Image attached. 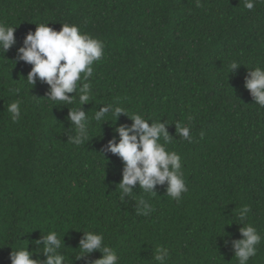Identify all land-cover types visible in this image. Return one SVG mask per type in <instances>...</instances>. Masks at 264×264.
Listing matches in <instances>:
<instances>
[{
	"label": "trees",
	"instance_id": "1",
	"mask_svg": "<svg viewBox=\"0 0 264 264\" xmlns=\"http://www.w3.org/2000/svg\"><path fill=\"white\" fill-rule=\"evenodd\" d=\"M199 2L0 0V22L16 28L13 46L0 49V264H11L12 249L45 264L50 230L62 237L63 264L101 257L98 250L79 256L84 231L102 233L119 264H159L157 246L169 249L167 264H239L233 242L243 239L241 227L264 237V108L245 87L251 71L264 68V4L249 11L245 0ZM41 23L74 24L105 44L85 81L91 99L82 110L91 123L79 146L68 119L79 95L68 94L73 104L47 100L49 85H29L32 66L19 59ZM17 99L13 122L7 108ZM107 104L127 115L92 119ZM132 114L167 122L174 140L166 148L180 154L188 189L179 201L167 181L154 186L155 196L139 181L130 194L119 188L124 165L108 142H118L115 128L131 126ZM177 123L190 128L191 143L177 135ZM141 199L152 205L147 216L137 211ZM244 205L251 211L242 222ZM247 264H264V239Z\"/></svg>",
	"mask_w": 264,
	"mask_h": 264
},
{
	"label": "clouds",
	"instance_id": "2",
	"mask_svg": "<svg viewBox=\"0 0 264 264\" xmlns=\"http://www.w3.org/2000/svg\"><path fill=\"white\" fill-rule=\"evenodd\" d=\"M257 3L264 4V0H245L244 7L251 11ZM196 6L201 7L199 0H196ZM36 25L35 31L27 34L24 46L19 49V59L32 66L26 81L32 87L37 79L49 85L46 99L52 102L73 104L76 96L68 94L75 92L79 95L80 106L69 110L68 114L76 132L75 138L70 141L79 146L88 139L91 123L87 113L82 110V106L91 99V84L85 81L93 75L94 62L104 56L105 44L89 33H82L74 24H61L60 30L50 27L49 23ZM15 30L16 28L0 22V49L6 52L13 46ZM237 65L233 62L230 70ZM245 87L255 98V104L264 108V68L255 67L250 73V79L246 80ZM7 111L11 114L13 122H16L21 115V101L17 99L11 102ZM109 113L115 117L113 123L120 114L127 115L124 108L107 104L100 111H96L92 119L107 122ZM129 118L132 120L131 126L120 125L115 128L118 142L115 136L108 142V151L118 156L124 165L122 180L119 183L122 193L130 194L132 186L139 181L144 192L155 196L152 191L154 186L167 181L168 195L179 201L181 191L185 193L188 189L181 171L180 154L166 148V145L174 140L167 131V122L145 119L142 114H132ZM175 125L177 135L191 143L193 138L190 128L181 126L180 123ZM140 203L143 207L137 209L138 213L147 216L152 211V205L144 199H141ZM250 211L249 205L241 208L239 215L242 222L247 219L246 214ZM84 232L85 238L80 241V257L98 250L101 257L95 264H119L116 250L104 242L102 233ZM240 233L243 239L233 242L234 257L239 264H247L250 258L257 255L258 245L264 237L251 224L241 227ZM43 241L45 264H63L64 256L60 254V249L64 245L60 234L50 230L43 237ZM156 249L155 260L159 264H167L171 256L169 249L165 246H157ZM31 255L27 249H12L9 259L11 264H39L38 261L30 259Z\"/></svg>",
	"mask_w": 264,
	"mask_h": 264
}]
</instances>
